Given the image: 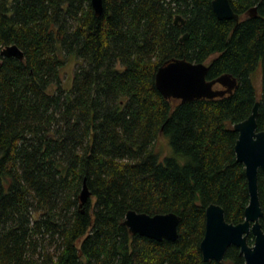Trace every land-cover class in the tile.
Here are the masks:
<instances>
[{
  "label": "trees",
  "instance_id": "1",
  "mask_svg": "<svg viewBox=\"0 0 264 264\" xmlns=\"http://www.w3.org/2000/svg\"><path fill=\"white\" fill-rule=\"evenodd\" d=\"M229 1L237 23L211 0H103L99 16L90 0H0V50L23 52L0 53V264H244L235 245L220 262L199 248L209 204L228 222L244 219L233 125L256 101L264 130V0ZM171 59L206 63L207 80L227 74L236 85L165 97L155 74ZM257 185L264 226L260 170ZM128 210L176 213L177 238L130 232Z\"/></svg>",
  "mask_w": 264,
  "mask_h": 264
},
{
  "label": "water",
  "instance_id": "2",
  "mask_svg": "<svg viewBox=\"0 0 264 264\" xmlns=\"http://www.w3.org/2000/svg\"><path fill=\"white\" fill-rule=\"evenodd\" d=\"M90 2L95 15H101L103 0H90ZM211 7L219 19H233L236 23L239 21V15L233 11L229 0H211ZM249 12L254 15L255 7ZM174 23L183 24L184 20L177 15ZM187 37L188 34L185 33L180 40L183 41ZM0 53L4 56L23 59V52L15 44L3 47ZM208 69L209 65L206 63L171 59L158 67L155 74V85L163 96L175 98L181 102L195 98L222 96L224 92L213 88L216 83L227 86L231 90L236 85V79L227 74L207 80ZM258 106L259 101H256L249 116L233 125L238 133L234 144L236 160L244 165L249 191L244 219L238 223L228 222L224 217V209L220 205L211 203L206 207L205 230L199 244L204 261H222L226 249L230 245H235L244 258V264H264V226L260 222L262 209L257 185L258 171L264 173V130L257 129ZM89 196L90 191L84 180L79 194L80 205L85 203ZM179 221L180 216L173 212L150 215L128 210L124 224L132 233L155 240L173 241L178 236ZM249 233L253 235L252 244L247 241Z\"/></svg>",
  "mask_w": 264,
  "mask_h": 264
},
{
  "label": "rangeland",
  "instance_id": "3",
  "mask_svg": "<svg viewBox=\"0 0 264 264\" xmlns=\"http://www.w3.org/2000/svg\"><path fill=\"white\" fill-rule=\"evenodd\" d=\"M74 70V64L73 63H69L65 69L62 70V75L61 77L63 78L64 84L68 85V83L70 82V78L72 76V72ZM250 78L251 81L254 85L255 91L257 94L260 93L261 90V70L258 68L256 70H254L251 74H250ZM161 144H164L163 139L161 138L158 145L157 146H161Z\"/></svg>",
  "mask_w": 264,
  "mask_h": 264
},
{
  "label": "flooded vegetation",
  "instance_id": "4",
  "mask_svg": "<svg viewBox=\"0 0 264 264\" xmlns=\"http://www.w3.org/2000/svg\"><path fill=\"white\" fill-rule=\"evenodd\" d=\"M213 88L216 89V90H218V91L224 92V94L227 93V92H230V90H231L227 86H223V85H221L219 83L214 84ZM251 239H252V242H249L248 237H247V241H248L249 244H252L253 243V235H252V238Z\"/></svg>",
  "mask_w": 264,
  "mask_h": 264
}]
</instances>
